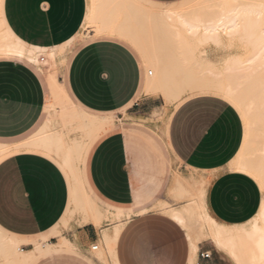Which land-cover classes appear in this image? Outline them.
<instances>
[{
    "label": "crops",
    "instance_id": "0c3cea01",
    "mask_svg": "<svg viewBox=\"0 0 264 264\" xmlns=\"http://www.w3.org/2000/svg\"><path fill=\"white\" fill-rule=\"evenodd\" d=\"M146 1L165 6L184 0ZM86 9L87 0H6L2 3L3 17L10 31L28 45L45 48L72 40L82 28ZM89 35L91 38L71 56L67 52L65 86L61 87L72 106L107 120L85 141L79 157L77 174L87 197L101 211L128 216L147 196L155 193V180L148 170L153 156L140 134L145 131H137L130 123L142 119L148 121L145 124L158 137L147 134L156 142L162 139L177 162L203 173L198 178L208 181L204 201L217 220L236 225L251 219L261 203V196L254 194L252 188L259 186L249 176L228 168L243 137L237 112L222 99H215L218 97L197 95L174 107L160 131L157 122L152 124L153 111L159 108L157 98H137L143 93L148 76V71L143 72L145 63L138 50L121 37L94 35L92 29ZM130 47L138 52L140 61ZM43 54L40 55L42 62ZM41 67L21 56L0 55V145L22 146L45 132L66 131L61 129L60 115L53 114L51 84L41 75ZM101 158L104 159L102 166L98 163ZM68 209V180L51 157L27 148L0 160L2 229L35 237L65 220ZM144 210L145 207L139 209ZM168 218L182 231V250L178 256L173 255L171 240L167 237L158 239L155 250L131 251V244H139L140 239L124 222L115 245L118 263L226 264L223 257L212 255L206 245L193 260L186 229L169 215ZM85 223L74 226L68 233L71 239L67 238L75 243L76 249L85 250L97 241L96 226L89 221ZM202 242L207 240H200L199 244ZM65 252L69 251H53L40 258ZM203 252H209L210 256H201Z\"/></svg>",
    "mask_w": 264,
    "mask_h": 264
},
{
    "label": "bare ground",
    "instance_id": "6f19581e",
    "mask_svg": "<svg viewBox=\"0 0 264 264\" xmlns=\"http://www.w3.org/2000/svg\"><path fill=\"white\" fill-rule=\"evenodd\" d=\"M140 1L148 6H142ZM159 6L162 5L146 0H87L84 22L92 24L97 35L121 37L138 50L144 63L152 68L147 70L143 93L160 94L178 105L184 98L211 95L233 106L243 119L245 136L228 168L249 176L260 186L264 180V0H184L178 7ZM5 22L4 17L0 18V55L21 56L42 65L41 53L54 58L56 48L63 51L73 40L50 48L28 45ZM224 36L228 39L227 49L237 43L242 51L222 57L220 65L208 59L209 56L203 58L205 49L199 47L207 44V52L211 47H223ZM185 48H189L184 52L189 57L182 56ZM200 52L203 56L198 55ZM48 79L52 105L61 97L68 100L55 78ZM59 115L61 129L66 131L45 132L22 146L0 145V160L27 148L51 157L68 180L67 212L78 210L84 222L95 226L102 220L112 221L110 228L101 230V245L111 263L119 264L115 245L124 225L121 218L125 215L101 211L83 192L77 174L85 141L107 120L88 115L72 105ZM207 185L208 181L202 178L178 176L172 186L181 197L190 199L179 208H170L167 214L186 229L191 258L195 259L197 243L206 239L232 264H264V197L251 219L236 225L225 224L205 204ZM55 227L37 235L42 242L38 239L27 242L31 245L29 249L21 245L32 237L16 235L0 227V264H32L53 251L76 250L75 243L64 236L54 243L48 241L56 234ZM103 249L96 254L105 262Z\"/></svg>",
    "mask_w": 264,
    "mask_h": 264
},
{
    "label": "rangeland",
    "instance_id": "374dc122",
    "mask_svg": "<svg viewBox=\"0 0 264 264\" xmlns=\"http://www.w3.org/2000/svg\"><path fill=\"white\" fill-rule=\"evenodd\" d=\"M142 6H148L143 1L139 2ZM178 4H174L168 7H178ZM163 8L164 6H159ZM0 18L3 19V11H2V6H0ZM86 24V25H85ZM92 29L94 32V35H96L95 29L93 28L92 24L88 23H83L81 30L79 33L74 36L72 42H70L63 51H59V49L56 48L55 56L54 58H48L45 54L42 55V57L45 59L44 62L41 61L42 67H41V75L44 76L45 78H51L54 77L57 83V86L59 87H64V78L63 74L66 69V62H64V59L66 57V54L68 52V57L72 55V53L76 50L77 47L85 43L87 40H89L91 37L89 35V30ZM223 42H224V49L223 47H211L209 48L207 52V44H202L199 49L205 51L203 53H199L198 55L205 57L209 56L210 60H213L217 62L216 64H221L222 57H226L228 54H231L232 52H241L242 49L240 48V45L236 43L235 47L227 49L226 43H227V37H223ZM135 54L137 55L139 61H140V56L138 52L133 48L130 47ZM184 50V51H183ZM183 53L188 52L189 48L183 49ZM186 50V51H185ZM199 51V50H198ZM184 53V54H185ZM42 54V53H41ZM40 54V55H41ZM203 54V55H201ZM225 54V55H224ZM179 56V55H178ZM183 57L188 56L187 54L182 55ZM189 57V56H188ZM220 59V62H219ZM40 60V56H39ZM146 63V61H145ZM141 67H142V63ZM187 64V63H186ZM143 68L144 74H146L147 70L151 67L146 63L145 67ZM185 95H183L184 97ZM198 96H203V95H198ZM141 97H156V104L159 106V108L153 111L154 113V118H152V124L154 122H157L159 125V129L161 131V128L165 126L168 117L171 113V111L174 109V107H177V103L173 100L167 101L164 99V97L160 94H145L141 93L137 98ZM197 97V96H193ZM192 98V97H189ZM189 98H184L181 100V103L185 101L186 99ZM224 101V100H223ZM45 102H46V97H45ZM227 103V102H226ZM229 104V103H228ZM72 105V101H68L61 97L59 99V102L55 105H52V110L55 113V117L60 114L63 110H70ZM230 105V104H229ZM231 106V105H230ZM233 108V106H231ZM235 111H237L235 108H233ZM57 114V115H56ZM238 114V112H237ZM115 119L116 115L114 114ZM240 120L241 116L238 114ZM243 119L241 120V122ZM148 122L147 120H138V121H133L131 120L130 123L132 124V127L137 129V131H145V132H140V134L144 137L145 143L149 147V151L151 152V155L153 156L151 158V167H148V170L152 172L153 174V179L155 180V186H156V191L154 194L147 196L145 200H143L141 206L135 208L133 211L129 212L128 216H124L121 219L123 222H125L126 228H131L133 232L138 235L140 239L139 244H131L132 247L130 250H142V251H148L149 249L155 250V243L158 241L159 238L167 237L171 240V250L173 255L178 256L180 254V251L182 250V243H183V235L181 229L172 223L167 215V212L170 208L175 207L179 208L182 204L188 201L189 198H183L181 197L177 192L172 190L174 178L177 176H185L190 179L198 178L199 176H202L203 173L197 170L189 169V168H184L181 163L177 162V160L169 154L167 151L164 142L162 139L158 138V142L154 138H151L149 135H154V137H158L157 133H154L151 131L150 127L145 124ZM244 123L242 122V128H243V133L245 132L244 128ZM151 133V134H147ZM161 136V135H160ZM245 133L243 134L241 142L244 140ZM241 145V144H240ZM240 147V146H239ZM193 177V178H192ZM170 184V185H169ZM169 187V189H168ZM261 191H264L263 188L260 189ZM174 195V196H173ZM264 195L261 196V202L263 201ZM191 198V197H190ZM164 200L165 202H168L164 206L161 205V201ZM190 200V199H189ZM170 206V207H169ZM141 207H145V210L143 212H140L139 209ZM112 221L109 220H102L101 224L98 226H94L96 229L97 233V241L93 244L97 245V249H92L91 244L85 249H76L73 251L65 252L62 254H55L53 256L49 257H44V258H39L35 264H112L110 257L107 255L106 251L103 249V246L101 245V234H102V229L105 228H110L112 226L111 224ZM83 221V217L80 214V211L74 210L68 212L66 214L65 220H63L60 224L56 225L55 231L56 234L54 236H51L49 238V242H57L59 237L61 236H66L69 239V232L73 230L74 226H82L85 225ZM111 225V226H110ZM34 240H40V237L35 236L30 239H26L23 241L21 247L23 249H29L31 247L30 244ZM28 242V243H27ZM42 242V241H41ZM203 245L210 247V251L212 255H217L220 257H223L224 261L226 264H232L222 253L216 251L211 243L209 241L207 242H202L199 244V248L196 254V258L199 255L200 251H203ZM104 252V255L106 257L105 262L102 261L98 256H97V251L102 250ZM135 259V258H133ZM136 261V260H135Z\"/></svg>",
    "mask_w": 264,
    "mask_h": 264
},
{
    "label": "snow or ice",
    "instance_id": "6c2138e0",
    "mask_svg": "<svg viewBox=\"0 0 264 264\" xmlns=\"http://www.w3.org/2000/svg\"><path fill=\"white\" fill-rule=\"evenodd\" d=\"M0 2H6V0H0ZM111 73H109V78H111ZM211 99V98H210ZM215 99H219V98H215ZM205 102H208L207 100L205 101ZM37 159L39 160V159H41L40 157H37ZM98 163L102 166L103 164H104V159L103 158H101L99 161H98ZM225 171H227V169H225ZM261 188H264V180H262V182H261V185L259 186V187H257V186H253V188H252V192L254 193V194H257L258 196H262V195H264V191H261L260 189Z\"/></svg>",
    "mask_w": 264,
    "mask_h": 264
},
{
    "label": "built area",
    "instance_id": "2783aa9c",
    "mask_svg": "<svg viewBox=\"0 0 264 264\" xmlns=\"http://www.w3.org/2000/svg\"><path fill=\"white\" fill-rule=\"evenodd\" d=\"M92 249H96V246L95 245L92 246ZM201 256H203V257H209L210 256V253L209 252H203V253H201Z\"/></svg>",
    "mask_w": 264,
    "mask_h": 264
}]
</instances>
